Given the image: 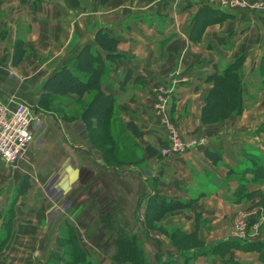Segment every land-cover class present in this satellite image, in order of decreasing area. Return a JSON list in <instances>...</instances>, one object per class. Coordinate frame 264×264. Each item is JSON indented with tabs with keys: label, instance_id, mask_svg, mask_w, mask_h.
I'll use <instances>...</instances> for the list:
<instances>
[{
	"label": "crops",
	"instance_id": "1",
	"mask_svg": "<svg viewBox=\"0 0 264 264\" xmlns=\"http://www.w3.org/2000/svg\"><path fill=\"white\" fill-rule=\"evenodd\" d=\"M78 1L79 6L69 0H0V99L26 101L38 112L32 125L35 138L26 155L13 165L0 158V212L12 203L17 214L8 245L15 243L20 226L27 229V238L33 233L29 229L39 227L41 239L60 222L58 216L51 220L58 208L39 184L54 178L65 190L78 182L96 183L100 177L112 182L114 174L127 175L126 182L131 175L139 177L141 193L135 204L140 196L155 193L154 177L160 178L159 192L169 188L166 191L174 198L187 193L181 191V183L198 187L204 191L199 211L215 214L209 238H221L225 198L233 197L239 185L227 173L229 167L246 161V149L258 151L264 159V10L221 8L226 11L223 16L208 0ZM100 30L119 39L118 50L125 58L108 59L109 52L96 42ZM19 41L25 53L14 63ZM87 45L106 62L101 88L116 97L110 121L112 131L114 126L121 136L122 157L109 150L108 159L107 149L116 145L113 135H100L96 120L87 123L82 118L95 92L59 95L45 89V83L64 66L76 70L78 55ZM241 57L242 112L233 110L226 118L203 122L206 96L214 86L209 76L223 73ZM162 93L167 101L160 110ZM130 122L141 135L126 127ZM172 126L179 129L185 146L172 156L148 157L147 146L160 149L162 142H168ZM196 138L204 142L190 145ZM207 148L221 155L218 164L205 155ZM22 176L28 177L31 188L14 200ZM246 177L251 179L253 174ZM257 179L247 187L258 193L229 207L256 213L251 222L256 223L260 215L253 226L264 228V206L258 204L264 176ZM258 235L264 238V230ZM31 240L35 242L34 237ZM258 256L241 254L248 264L259 263ZM214 260L199 256L193 264H219Z\"/></svg>",
	"mask_w": 264,
	"mask_h": 264
},
{
	"label": "rangeland",
	"instance_id": "2",
	"mask_svg": "<svg viewBox=\"0 0 264 264\" xmlns=\"http://www.w3.org/2000/svg\"><path fill=\"white\" fill-rule=\"evenodd\" d=\"M88 1L92 2V0ZM224 102L226 103V108L228 107L232 110V106L230 105L231 102L226 100ZM222 109H225V107ZM169 135L170 130L168 131L167 138ZM202 139L203 138H196L191 142H201ZM166 145H168V143H166ZM185 151L187 150L185 149ZM172 155H174V152H172L170 156ZM236 167H239V165ZM55 176L57 177V174H55ZM127 177L128 176L125 174H114L112 182L105 180L104 177H100L96 183H91L89 180L83 183L80 182L81 184L78 182L70 184L65 190H63L64 188L61 184L60 186L57 184L58 181L54 178L48 182H42V185L39 184V188H43V190L45 188L47 190L46 196L50 203L55 204L57 206L56 208H58L57 212L53 213L51 216V220L56 221L58 216L60 219L59 225L56 223L53 228L50 227L48 231L50 234L47 235L46 238L41 239V229L39 227L34 226L33 229L28 230V233L33 232L29 235L30 237H28V239L27 229L20 226L19 229H17L18 233L15 243L13 245H8V240L5 246L0 249V252L7 248L9 249L6 250L5 257L1 255L0 264H67L66 262H68V260H73L74 258L73 255H71V251L75 248L74 244H77L74 233L78 235L80 240L79 244L83 248H87L90 254L96 256L100 261L99 264H110L111 256L117 249L115 246V236L111 234L109 231L110 229H108L107 224H105L111 216H113L112 218L116 220L117 224L119 223L126 226L133 233H139L143 247L150 259L149 264H158L155 257L159 246H157V241H160L162 244L161 247L166 256L170 254L177 255L178 251L180 255H178V258L181 260H183L182 256L185 255L186 252L198 255L199 248L196 246L192 250L189 246V244L194 241V238L186 240L189 244L177 245L179 242L178 238H175L173 243L171 237L179 230H184V232L188 233L194 232L196 234V240L199 242L200 239L204 242L203 244L206 245L213 242L216 243V241L218 242L219 240L227 241L238 238H247L251 240L264 239L260 238L258 235V232L260 233L264 228L253 226V224L259 221L261 216H258V221L255 223V221H251L256 218V213L251 214L249 210L234 212V207H229V203L232 204L235 202V198L233 197L225 198L227 203L224 205L223 212H225L224 225L226 227L223 226L219 228L223 236L217 239L209 238L214 231L212 229L214 228L213 224L210 221L214 219L215 214H213L212 211L209 212V214H204L202 211H199L200 204H203L201 201L204 199L202 198V193L204 191L200 190L198 187H191L182 183L181 191H186L187 193L182 194L184 197L179 198L171 197L170 192L166 191L169 190V188H162L164 192V194H162L158 190L159 185H155V188L152 186L155 192L154 195L160 194L167 199L173 201L181 200L186 204L185 207L165 213L159 219L156 216L154 219H149L147 213V202L149 198L147 197L144 200L143 196H140L135 204L136 195L138 191L140 192L141 190L140 186L137 187V185H139V177L131 175L129 181L126 182ZM186 179L190 180V178ZM197 181L200 182L199 180ZM60 188L62 189L60 190ZM146 190L148 191V186H146ZM123 191H125V193ZM63 192H66V194L59 198L60 193ZM150 194L152 195L153 193ZM246 200L251 199L249 198ZM13 208L11 203L4 212H0V236L5 235L6 222L12 223L13 225V221L16 219L15 216L17 214L14 212ZM10 209L12 210L11 212L9 211ZM71 227L74 228V230H72ZM12 232L13 230L11 234ZM25 236L26 240L24 241ZM31 237L35 238V242H32ZM60 239L62 240L61 242H59ZM8 251H11L13 254H7ZM252 252L258 253L257 251H241L238 249H233L232 251L231 248H227L226 250L222 249L218 253L216 252L215 255L200 256L219 260V264H248L242 260L241 254ZM62 255L64 259L60 257ZM197 258L193 259L191 264H193ZM216 260H214V262H216ZM258 261L259 263L256 264L262 263L260 261V254L258 256Z\"/></svg>",
	"mask_w": 264,
	"mask_h": 264
},
{
	"label": "trees",
	"instance_id": "3",
	"mask_svg": "<svg viewBox=\"0 0 264 264\" xmlns=\"http://www.w3.org/2000/svg\"><path fill=\"white\" fill-rule=\"evenodd\" d=\"M69 1L74 6H79L78 0ZM108 1L109 0H102L101 2L105 4ZM215 8V10L213 9L214 11H217L220 14H224L223 16H225V12L227 10L224 11L217 6H215ZM96 42L104 50L109 52L107 56L109 60L116 62L122 58H125L126 54L119 52L118 50V45L120 42L118 38L111 37L103 30H100L97 33ZM92 49V45L85 46L78 55L75 67L76 70L64 66L45 83V89L46 91L59 95H67L69 93L85 94L89 92H95L94 96L86 103L82 112V118L87 123H91V121L96 120L100 135H113V139L114 141H116V145L107 149L108 159H110L109 150H112V152H114V155H120L122 157V153L125 152V148H121V136H119L118 138V134L116 131L117 129L114 126V132L112 131V125L110 121V117H112V108L116 102V97L112 94H106L105 92H103L101 88V79L106 70V62L99 52L95 54ZM16 50L17 51L14 63H19L23 54L25 53L22 50L21 41L18 42ZM243 59L244 57L238 58V60L230 64L223 73H214L209 76V81L213 82L214 86L206 96V104L204 106L201 118L203 122L211 123L213 121L226 118L229 115L228 113L233 110H237L238 113L242 112V77L240 74V69ZM224 99L231 102L230 105L232 107H230L232 108V110L228 107V109L226 108ZM221 107H225V109H222ZM108 127L111 128V132L109 131ZM126 127H130L135 136L136 134L141 135V132H139V129H137L133 122L128 123ZM262 127L264 128V123ZM123 140L124 144L128 145L129 141L127 140V138H125V136H123ZM161 144L162 146L160 149L155 148L151 145L147 146L146 151L148 157L159 155V153H161L162 147L166 145L165 142H162ZM205 155L215 165L218 164V162L222 159L221 155H219L217 151H214L210 148H207L205 150ZM244 155L246 156V161L239 164V167H230L228 172L232 179L237 178V180L239 181L238 187L232 193L236 203L241 202L245 199H249L253 197L255 193H258V190H250L247 187V183L255 182L258 180L257 178L264 176V159L262 158L263 156L258 151L253 149H246L244 151ZM249 159L251 160V163L248 162ZM249 172L253 174V177L251 179L246 177V174ZM159 179L160 178L158 177L153 178V181L155 183H152V186L154 188L155 185H158ZM30 188L31 184L28 177L22 176L21 185L19 188H17V194L14 200L18 199L19 193H25ZM147 197L149 198L147 202V213L149 219H154L155 216L159 219L165 213L185 207L186 204L181 200L173 201L167 199L160 194H149L144 196L143 198L146 199ZM258 204L264 206V193H260ZM9 211L11 212L12 210L10 209ZM112 217L113 216H111L109 220L105 222L108 229H110L109 231L111 232V234L115 236V246L117 247L116 251L111 256L110 264H149L150 259L143 247V243L141 241L139 233H133L126 226H123L119 223L117 224L116 220H114ZM71 229L74 230V228L72 227ZM5 231V235L0 236V249L5 246L11 236L12 223L10 224L6 222ZM74 234L76 239L75 241H77V244H74V250L71 251V255H73L74 258L73 260H68V262L66 263L99 264L100 261L98 260V258L90 254L87 248H83L79 244L80 240L78 238V235L76 233ZM175 238L179 239L177 245L187 244L188 241L186 240H188L189 238H194V241L188 244L190 248H192V250L196 246L199 248L198 255L186 252L185 255L182 256L183 260H181L180 258H178V251L177 255L170 254L166 256L161 247L162 244L160 243V241H157V246H159L155 257L158 264H191L192 260L200 255H215L216 252L218 253L222 249L226 250L227 248H231L232 251L233 249H238L241 251H257L260 254V261L262 262L261 264H264V239L251 240L247 238H238L227 241L219 240L218 242L216 241V243L213 242L206 245L203 244L204 242L200 239L199 242L196 240V234L194 232L188 233L184 232V230H179L175 234H173V236L171 237L173 243ZM61 241L62 240L60 239L59 242ZM60 257L64 259L63 255Z\"/></svg>",
	"mask_w": 264,
	"mask_h": 264
},
{
	"label": "built area",
	"instance_id": "4",
	"mask_svg": "<svg viewBox=\"0 0 264 264\" xmlns=\"http://www.w3.org/2000/svg\"><path fill=\"white\" fill-rule=\"evenodd\" d=\"M225 10L231 9H264V0H208ZM174 73H171L173 76ZM164 88V87H163ZM163 88H159L160 92ZM157 90V89H155ZM165 92H169L166 90ZM161 101L160 110H163L167 101L166 93L159 95ZM37 116V111L28 102L9 98L0 99V158L7 164L13 165L26 155L29 145L33 142L35 135L32 125ZM181 138L179 129L172 126L168 137V145L162 148L163 156L168 157L174 151L181 150L185 143ZM204 142V139L201 140ZM199 142V143H201ZM193 141L190 145L196 144Z\"/></svg>",
	"mask_w": 264,
	"mask_h": 264
}]
</instances>
